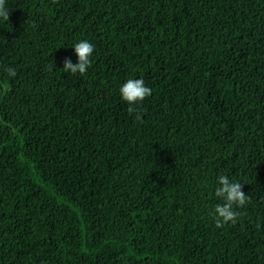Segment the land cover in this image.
Returning <instances> with one entry per match:
<instances>
[{
	"label": "trees",
	"instance_id": "16d2710c",
	"mask_svg": "<svg viewBox=\"0 0 264 264\" xmlns=\"http://www.w3.org/2000/svg\"><path fill=\"white\" fill-rule=\"evenodd\" d=\"M7 6L0 264H264V0ZM81 39L90 67L66 73ZM129 78L153 89L139 120ZM220 174L249 196L222 227Z\"/></svg>",
	"mask_w": 264,
	"mask_h": 264
},
{
	"label": "clouds",
	"instance_id": "9594fccd",
	"mask_svg": "<svg viewBox=\"0 0 264 264\" xmlns=\"http://www.w3.org/2000/svg\"><path fill=\"white\" fill-rule=\"evenodd\" d=\"M9 12L7 0H0V19L9 20ZM72 48L77 62L73 63L71 58H66L63 69L72 75H83L90 67L95 45L87 39H81L75 42ZM6 71L9 77L14 78L17 74L12 67H7ZM4 87L7 88V84ZM118 91L121 100L129 105L128 112L134 113L135 119H141L142 114L138 111L137 105L150 97L153 89L142 78H129L120 84ZM214 196L221 201L211 209L210 213L218 227L229 222L235 224L240 215L238 209L244 207L249 200V196L243 191V183L230 179L226 174L216 177Z\"/></svg>",
	"mask_w": 264,
	"mask_h": 264
}]
</instances>
